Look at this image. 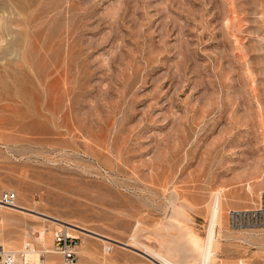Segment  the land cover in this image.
<instances>
[{"label":"rangeland","instance_id":"obj_1","mask_svg":"<svg viewBox=\"0 0 264 264\" xmlns=\"http://www.w3.org/2000/svg\"><path fill=\"white\" fill-rule=\"evenodd\" d=\"M0 25V249L65 264L53 216L91 230L75 264L190 260L221 191L215 264H264L228 221L264 192V0H0Z\"/></svg>","mask_w":264,"mask_h":264},{"label":"bare ground","instance_id":"obj_2","mask_svg":"<svg viewBox=\"0 0 264 264\" xmlns=\"http://www.w3.org/2000/svg\"><path fill=\"white\" fill-rule=\"evenodd\" d=\"M7 1V0H6ZM11 2V1H10ZM9 5V4H8ZM14 5V4H13ZM4 6V5H3ZM17 8V7H15ZM13 9V8H12ZM6 13V12H5ZM18 14V12L14 11V13L10 14L11 16L13 14ZM7 14V13H6ZM20 14V13H19ZM9 15V14H8ZM10 16V17H11ZM16 15H14V18H15ZM13 16H12V20L14 19ZM10 19V18H9ZM16 19V18H15ZM19 18H17L18 20ZM11 20V22H12ZM10 21V20H9ZM7 22V21H6ZM13 24V22H12ZM11 25V24H10ZM9 25V26H10ZM15 25V23H14ZM13 25V26H14ZM20 25V24H19ZM12 26V25H11ZM17 26V25H15ZM1 27V25H0ZM13 28V27H12ZM8 29V27H7ZM10 30H11V27H10ZM13 30V29H12ZM11 33V32H10ZM13 33V31H12ZM1 36H0V40H1ZM22 45V44H21ZM10 47V46H9ZM8 47V48H9ZM18 48H20L19 46H17ZM8 48H6L8 50ZM15 48V47H14ZM10 50V49H9ZM5 52V51H4ZM9 54V53H8ZM18 56V55H17ZM10 60V59H9ZM17 60V59H16ZM16 72V71H15ZM178 199V198H177ZM172 201V200H171ZM0 206L1 207H10V208H24L23 206H21L20 204H15L13 206H7V205H4L3 203H1V200H0ZM223 194L221 191H219L218 193H216V195L214 194V199L212 201V205H211V211H210V220H209V227H208V230H207V233H206V236L204 238V241H203V244L201 247L197 248L195 246H193L191 243H189V245H182L181 247L179 246L180 243H176L178 244V249H177V252H178V255H179V252H189V253H192L193 254V258L188 260V257H187V260H184V261H180V260H175L172 258L171 255L175 254V253H170V254H163L161 252H157L156 250H152L150 248H147L146 247V250L152 254L154 257L158 258L160 260V262L162 264H215L216 263V258H217V243L219 241V230L222 226V222H223ZM49 218L51 216H48ZM53 219V221L57 224H62L63 226H65V228L68 229H71V230H74V231H79V232H82V233H85V234H89V232H91V230L85 228V227H82L78 224H74V223H70V222H65L57 217H51ZM167 219V218H166ZM166 221V220H165ZM170 221V220H169ZM161 224V223H160ZM167 224V223H166ZM169 224V223H168ZM173 226H174V223H172ZM177 225V224H176ZM61 226V225H60ZM154 228V227H153ZM147 229V228H146ZM243 229V228H242ZM247 229V228H245ZM249 229V228H248ZM247 229V230H248ZM249 230H257V229H249ZM69 231V230H68ZM184 233V232H183ZM97 234V233H96ZM164 237V236H163ZM36 240L38 242H40V244L46 246L47 245V240L49 238V230L47 228H42V229H39V231H37V236L35 237ZM186 239V238H185ZM179 240V239H178ZM166 243V242H165ZM185 243V242H184ZM129 245V244H128ZM181 245V244H180ZM171 247V246H170ZM174 246H172L173 248ZM176 247V246H175ZM109 248V247H108ZM171 248V249H172ZM55 250V248H54ZM174 250V249H173ZM56 251V250H55ZM53 250H49V249H46L44 252H55ZM168 251V250H167ZM175 251V250H174ZM31 252L30 250L26 249L24 250V253H29ZM173 252V251H172ZM17 253V252H15ZM165 253V252H164ZM188 253V254H189ZM25 255V254H24ZM42 255L44 256L43 253H41L39 255V259L37 261H33L32 262H36V263H39L40 262V258L42 257ZM184 255V254H183ZM186 255V254H185ZM29 258V257H28ZM45 258V257H44ZM186 258V257H185ZM24 257H19V261H23ZM44 263L46 264V260L44 259ZM47 263L48 264H59V260L56 258V257H49L48 260H47ZM241 264H245L244 261H241Z\"/></svg>","mask_w":264,"mask_h":264},{"label":"built area","instance_id":"obj_3","mask_svg":"<svg viewBox=\"0 0 264 264\" xmlns=\"http://www.w3.org/2000/svg\"><path fill=\"white\" fill-rule=\"evenodd\" d=\"M2 203L7 206H13L17 201V194L12 191L4 192L1 197ZM228 221L231 227L264 229V192L260 197L257 207L251 209L231 210L228 214ZM78 237L71 235L67 228L61 227L54 232V244L56 252L63 255L65 264H75L77 260V248L79 246ZM23 253V251L21 252ZM15 253L12 250L0 249V264H45L40 258V262H32L24 259L19 261V257H25L24 254Z\"/></svg>","mask_w":264,"mask_h":264}]
</instances>
